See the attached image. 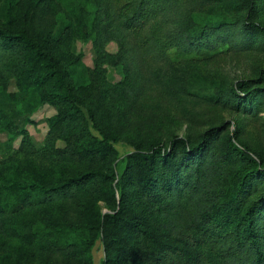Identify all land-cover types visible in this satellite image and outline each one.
Masks as SVG:
<instances>
[{
	"label": "rangeland",
	"instance_id": "obj_1",
	"mask_svg": "<svg viewBox=\"0 0 264 264\" xmlns=\"http://www.w3.org/2000/svg\"><path fill=\"white\" fill-rule=\"evenodd\" d=\"M107 4L0 0V26L34 36L67 72L84 113L75 122L80 144L101 139L98 129L114 139L103 162L87 158L44 168L21 153L23 140L55 151L65 139L49 136L60 108L40 101L52 82L34 85L46 66L18 45L11 66L22 57L31 65L9 78L0 72V202L15 195L3 188L12 181L37 180L47 186L87 169L113 170L118 177L135 146L145 149L174 136L195 143L212 127H219L215 145L226 147L235 133L233 140L244 152L264 159V35L247 24L264 25V0H167L157 14L159 26L168 42L190 43L191 49L182 53L170 47L159 60L139 48L141 34L126 32L124 39L110 34L116 22L114 7ZM239 80L247 81L248 94L233 93ZM128 206L130 213L140 211L141 219L147 215L142 203ZM115 214L111 199L88 194L22 210L0 233V264H103L108 255L101 235L88 259L81 245L93 237L100 216ZM40 236L72 241L74 254L34 250L32 243Z\"/></svg>",
	"mask_w": 264,
	"mask_h": 264
},
{
	"label": "trees",
	"instance_id": "obj_2",
	"mask_svg": "<svg viewBox=\"0 0 264 264\" xmlns=\"http://www.w3.org/2000/svg\"><path fill=\"white\" fill-rule=\"evenodd\" d=\"M101 1L104 6L110 7L108 2L114 7L116 25L110 34L121 39L126 38V32L141 34L138 46L146 56L163 59L162 52L170 47L182 53L190 51V43L168 42L159 26L157 14L167 0ZM247 24L264 35L262 23ZM148 25L150 29L144 31ZM33 37L0 26V72L9 78L31 65L28 58L22 57L11 66L18 45L42 60L46 70L34 85L52 82L41 91L40 101L60 108L57 126L49 136L54 140L64 138L65 144L54 151L35 148L23 140L19 151L44 168L87 158L103 162L110 155L109 141L114 139L97 128L101 139L80 144L75 122L84 118V113L78 107L73 84ZM232 89L236 96L248 94L247 81H237ZM218 130H206L195 143L174 136L167 142L153 141L145 149L135 146L118 177L113 170L87 169L47 186L37 180L12 181L3 186L15 195H10L9 202H0V233L22 210H39L88 194L95 200L111 199L116 214L97 219L93 237L81 245L84 259L90 257L101 235L108 255L103 264H264V159L244 152L233 140L237 139L235 133L228 137L226 147L215 145ZM136 202L145 206L147 215L143 219L140 211L128 212V203ZM74 246L70 240H47L45 236L32 243L34 250L64 256L74 254Z\"/></svg>",
	"mask_w": 264,
	"mask_h": 264
}]
</instances>
